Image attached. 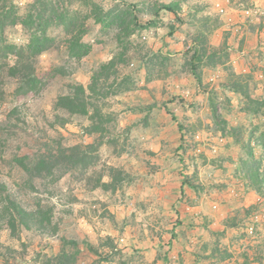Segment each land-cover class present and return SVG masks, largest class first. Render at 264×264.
<instances>
[{
	"label": "rangeland",
	"instance_id": "obj_1",
	"mask_svg": "<svg viewBox=\"0 0 264 264\" xmlns=\"http://www.w3.org/2000/svg\"><path fill=\"white\" fill-rule=\"evenodd\" d=\"M51 1L77 17L73 22L85 24L83 43L90 52L73 57L71 35L53 23L47 35L54 47L33 59L38 87L19 91V79L9 74L18 58L6 55L4 46L16 54L28 46L31 31L22 20L34 0H13L19 21L5 29L6 43L0 45V182L25 205L41 201L53 207V224L12 234L0 223V264H221L232 257L237 264H264V95L255 82L249 85L250 77L231 71L226 73L234 97L211 89L214 82L194 93L180 86L178 73L193 75V67L202 84V57L225 62V50L207 44L213 27L200 23L199 32L208 34L198 38L196 59L168 55L151 48L150 28L163 6L184 14L189 0ZM156 34L162 38L160 30ZM77 86L86 89L81 98L87 115L58 106ZM200 94H206V110L195 99ZM157 108L174 119L178 109L183 118L178 147L163 139L168 151L159 160L140 139L158 140L146 131L149 118L165 123ZM125 112L132 119L127 121ZM87 144L100 145L95 167L66 174L60 169L57 177L34 183L37 193L29 192L32 180L21 164L56 155L60 147ZM162 166L172 168L156 180ZM114 169L124 174L123 182L112 181ZM183 204L192 219L185 222L187 230L175 234L183 223L175 212L183 211ZM75 208L86 219L83 236L72 231Z\"/></svg>",
	"mask_w": 264,
	"mask_h": 264
},
{
	"label": "crops",
	"instance_id": "obj_2",
	"mask_svg": "<svg viewBox=\"0 0 264 264\" xmlns=\"http://www.w3.org/2000/svg\"><path fill=\"white\" fill-rule=\"evenodd\" d=\"M172 1L173 0H170V2ZM189 1L190 6L187 5L188 11L185 10L186 12L184 14H181V12L175 9L172 11L163 9L158 12V23H155L150 28L151 32L148 34L151 48L157 53L161 52L168 55L187 54L186 56L192 55L191 57H193L195 53H199L200 51L198 50V38L200 37L199 39H201L203 36L202 33L206 35L208 34L203 31L199 32L200 23L205 22L210 28L213 27L208 35L209 40L207 44L209 45V48L213 50L223 48L226 53V58L225 62L220 64L217 62L213 63L212 60H210L211 63H209V56L202 57L205 62L202 84L197 82L192 73H189L187 76L178 73L181 80V85H179L183 88H189V91L194 93L196 87H200L201 85L210 86L209 82H214L210 87L211 89H214L215 91H225L229 93L231 97H234L237 93L236 90L231 87L229 75L226 73V71H231L237 77H250L251 80L248 81L249 85L255 82L257 87L256 92L264 95L263 83L260 81V79L264 80V0ZM217 1L226 4V14L220 15L217 13L215 8V2ZM197 2L201 4V7L198 8L194 6V3L196 4ZM213 18L219 19V23H216L215 26L212 25ZM156 30L162 32V38L158 36L159 34H156ZM151 33H153V36ZM164 35H166V37H164ZM171 81L172 80H168L169 85L172 83ZM174 81H176V79ZM154 86H157L156 83H154L152 87ZM205 95L200 94L195 98L197 99V103L204 108V110L208 108ZM172 105H174V103ZM176 111V119H174L173 116L167 112L166 108L162 110H158L157 108V112L163 115L162 118L165 119V123H160L156 116L151 119L149 118L147 121L148 124H146L150 127L145 130L152 134L156 133L157 141L153 138L148 141L149 138L147 135H140V139L141 141H144V145L155 154V157H153L155 160H159L162 157V153L165 154V151H168L165 150L166 146L161 145L165 139V141H174L172 145L173 147H178L179 145L183 118L182 112L180 113V110L178 109H176ZM154 112H156V109L152 113ZM130 114L128 112L123 113V116L125 119L127 118V121L128 119H132L129 117L131 116ZM154 115L157 114L154 113ZM137 123L138 126L142 128L144 127V125L142 126L144 122L140 123L138 120ZM163 129L170 130L171 133L164 132ZM171 168L172 167L167 168L166 166H162L161 168L157 167L155 170V179H159L160 171L167 173ZM160 185L158 182L155 184L156 188ZM182 185L181 189L185 190L186 186ZM76 207H78V205ZM182 207L184 209L183 211L181 208V210L178 211L179 213L175 212L176 218L183 222L180 225L177 224L174 232L175 234L180 233V231L183 233L187 230L188 226H186L185 222L189 223L192 219L190 217L191 215L186 213L187 206L183 204ZM78 211V208L73 210L75 216H73L71 220L75 222V227L72 231H77L83 236L85 235L86 219L82 218L81 215H78ZM218 217L220 221H223L226 219L227 215L223 214ZM78 224L80 227L77 226ZM77 227L80 230H78ZM227 234H230V232ZM224 236V240H228L227 235ZM238 242V240H235L232 243L235 244L234 249L237 247L236 244H238ZM236 260L237 257H232L230 259L224 258V260H220V262H222L221 264H237Z\"/></svg>",
	"mask_w": 264,
	"mask_h": 264
},
{
	"label": "trees",
	"instance_id": "obj_3",
	"mask_svg": "<svg viewBox=\"0 0 264 264\" xmlns=\"http://www.w3.org/2000/svg\"><path fill=\"white\" fill-rule=\"evenodd\" d=\"M163 9L174 10L170 5L163 6ZM60 11L61 9L51 0H34L30 11L22 20V25L31 31V39L26 49H21L16 54L11 46L5 45L3 36L7 27L13 26L19 21L17 8L13 0H0V45H5L4 48L9 49L10 52L6 55L13 54L18 58L15 65L9 69V74L19 79L18 90L25 94L34 92L38 87L33 59L55 45L54 39L47 35V31L53 26V23L63 25L66 34L71 35L69 49L73 57L81 58L90 52V47L83 43V38L87 33L85 24L73 22V19L77 20V17H72L70 11L65 13ZM197 53L193 55L194 59H196ZM192 71L193 76L201 83L197 68L193 67ZM74 91V96L60 97L58 106L70 113L87 115V105L81 98L86 94V89L77 86ZM97 130L98 128H95L94 131ZM99 147L100 145L95 144L60 147L56 155L40 156L33 163L21 164L23 171L32 180L29 192L37 193V186L34 183L48 177H57L55 174L60 169H63L66 174L80 168L87 170L95 167L99 160ZM112 172L115 175L111 178L113 182L125 180L120 179L121 175H124L121 171L114 169ZM62 175L64 174L62 173ZM117 175H119L118 178ZM0 223L2 226L8 227L12 234H15L19 228L47 230L53 224V207L43 206L41 201L32 206L25 205L9 190L7 184L0 182Z\"/></svg>",
	"mask_w": 264,
	"mask_h": 264
},
{
	"label": "built area",
	"instance_id": "obj_4",
	"mask_svg": "<svg viewBox=\"0 0 264 264\" xmlns=\"http://www.w3.org/2000/svg\"><path fill=\"white\" fill-rule=\"evenodd\" d=\"M215 8L217 10V13L220 15H224L227 13V6L221 1L215 3Z\"/></svg>",
	"mask_w": 264,
	"mask_h": 264
}]
</instances>
